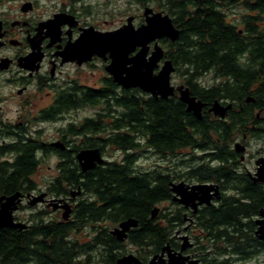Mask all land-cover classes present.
Returning a JSON list of instances; mask_svg holds the SVG:
<instances>
[{
	"label": "trees",
	"instance_id": "trees-1",
	"mask_svg": "<svg viewBox=\"0 0 264 264\" xmlns=\"http://www.w3.org/2000/svg\"><path fill=\"white\" fill-rule=\"evenodd\" d=\"M147 1L150 0H137L140 3ZM158 1L174 15V23L180 31L177 40L169 41L165 48L175 67L174 72L182 78L181 83L208 105L216 100L224 104L229 102L234 108L241 104L246 110L244 113L234 114L231 110L225 119H219L204 112L199 119L186 111V105L177 97L154 98L139 88H121L108 76L99 88L62 91L41 114L56 120L76 105L98 106L79 122L74 121L77 111L71 110L72 120L60 131L86 136V146H98L101 150L108 144L125 151L135 145L136 137H140L145 146H152L159 155L165 152L173 155L184 149L206 152L195 158L214 159L219 164L198 163L188 169V174L199 181L220 180L228 192L222 196L219 206L207 208L208 212L201 219L200 226L206 234L203 252L208 253L202 264H230L231 261L263 256L264 242L255 235L254 219L264 203V187L238 175L228 160L235 154L232 148L234 135L244 131L247 117L255 118L253 108H263L261 116L264 120V38L258 26L264 0L243 1L242 6L252 11L251 36L246 39L224 23L214 0H206L204 5L194 0ZM244 53L243 61L238 55L242 57ZM206 76L212 82L206 81ZM248 97L254 102L247 103ZM257 135L264 138V123L262 132ZM40 149L48 152L51 148L43 147L34 138L0 145L1 195L36 188L32 175L42 162L37 155ZM6 152L13 154L9 161L2 159ZM62 158L68 161V156ZM131 160L97 165L91 170L90 179L79 182L77 167L65 162L61 174L47 182L46 190L53 195H66L68 187L80 183L84 190H91L101 198L104 205L98 211L102 210L110 221L124 217L139 220L144 229L137 238L143 240L152 235L159 248L167 238L169 221L162 209L151 224L146 221L151 210L166 200L170 178L159 166L150 172L131 171ZM86 205H80L81 217L86 216L87 211L83 210L87 209ZM38 215L39 212L32 214ZM73 227L36 222L28 232L0 228V264H74L72 258L77 246L66 238ZM118 255L107 252L106 263L115 264ZM257 264H264V257Z\"/></svg>",
	"mask_w": 264,
	"mask_h": 264
},
{
	"label": "flooded vegetation",
	"instance_id": "flooded-vegetation-1",
	"mask_svg": "<svg viewBox=\"0 0 264 264\" xmlns=\"http://www.w3.org/2000/svg\"><path fill=\"white\" fill-rule=\"evenodd\" d=\"M194 1L198 2L199 5L206 3V0ZM214 1L217 4L216 9L226 25L235 28L238 34L244 35L245 39L247 36H251L249 26L251 25L252 11L242 6V4L244 5L243 1L249 3L250 0H239L240 2H237V0ZM150 2L155 4L151 6L143 5L141 15L127 14L126 18L118 21L116 25L108 23L106 9L91 7L90 0H20L18 3H12L8 8L0 9V145L18 141L24 142L28 138H34L43 147H50L51 149L48 152L40 149L38 155L41 154L43 159L50 157L52 154L55 158L54 169L56 173L52 178L61 174V166L68 162L73 167H77L78 182L83 179H90L92 175L90 172L96 169L97 164L89 170L82 171L77 159V153L87 148L99 149L105 162L98 165H104L112 161L121 163L125 161L128 163L132 159L131 171L138 173L141 169V172H150L155 170V166H159L165 172V175L170 178L167 181L166 200L159 202L158 206L156 205L159 208L157 213L163 210L165 219L169 221L167 238L159 248L156 247L155 239L150 235L151 233L148 239L139 240L137 238L139 232L144 229L140 227L139 220H137L136 226L125 230L121 238L113 234L112 230L118 228L122 221L133 217H124L114 222L110 221L102 210L98 211L104 205L101 198H98L97 193L91 190H84L80 183L75 187L72 184V187H68V193L61 196L50 194L46 190L47 182L52 178L46 180L43 187L36 182L35 189L21 192L24 196L17 210L13 212L14 219L25 225L21 230L28 232L33 223L36 222L74 225L69 234L67 233L68 236H66L67 240H73L77 246L75 257L72 258L74 264H96L97 260L93 254L101 255L97 263L107 264V257L105 256L107 252H113L115 255L119 254L116 260L122 256L133 255L140 261V264H149L151 258L155 255L157 256L156 261L163 264L168 263L171 258H174L177 262L179 261V263L182 261V264H202V260L205 256H208V253L203 252L206 234L200 226L201 219L210 207L219 206L222 196L228 192L220 180L199 181L196 176L188 174V169L198 163L206 164L208 162V164H212L215 162V165L219 164L214 159L195 158V156L203 155L206 152L203 153L200 150L192 152L190 149H184L173 155L168 152L159 155L152 146H145L143 144L144 140L140 137H136L134 139L135 145L125 151L114 149L108 144H104L101 150L98 146H86L84 144L86 136L65 134L60 131L72 120L73 113L71 110L77 111L74 116L77 119L74 121L79 122L84 119V115L78 116L79 112L91 108L95 111L98 106L76 105L74 109L61 114L60 118L56 120L47 119L46 115L41 114L43 110L55 102L57 95L62 91L74 89L82 91L86 88H99L108 76L111 77L105 69L110 62L109 53L101 52V54L90 55L91 50H87L94 41L92 40L93 35L118 29L126 23L127 18L130 16L133 25L137 28L145 23L144 9L146 7L151 8L153 13L167 14L172 19L174 27L179 30L177 24L174 23V15H171L164 8L165 4L163 2L158 3L157 0H150ZM238 6L242 7L244 12ZM190 10L192 9L190 8ZM255 11L257 12V10ZM259 12H261V15L258 26L260 27V35L264 38V8H261ZM149 15H152V13L150 12ZM176 40L172 41L167 37H162L156 41H151L148 44L147 58L151 55L156 42L163 50V57L159 62L161 64L164 60L169 59L166 55L165 45L169 41L175 42ZM86 46H88L87 49H85ZM139 49L140 47H136L135 51L131 52L129 56ZM238 57L244 61L246 53L242 57L241 55H238ZM93 63L102 64V70L104 71L98 80L99 83L97 84L99 85L96 86L90 85L88 82L89 75H86V69ZM179 84L185 85L184 83ZM190 95L204 103L201 116L206 112L209 116L225 119L231 110L235 111L234 114L246 111H244L241 104L238 109L228 102L227 104H231V107L226 110L224 117H220L209 110L211 105L203 102L191 92ZM43 97L48 98L49 102L38 107L36 101L42 100ZM170 97L179 98V93L175 91L171 96L162 99H169ZM72 101H74V98ZM219 102L224 106L227 105L222 101ZM251 102H254L253 98L247 101V103ZM262 111L263 108H253L255 118L252 120L247 117L244 131L234 135L232 148L235 154L231 157V160H228V164L230 167L234 166V171L238 175L245 176L251 183L264 187V181L253 180L259 165L258 162L264 157V148L260 147L256 151H250L252 142H264V138L257 135L260 131L262 132L264 123L261 116ZM42 124L53 125V134L47 133L44 136L46 129ZM35 126L37 127L35 128ZM56 141L61 142L63 148L50 146L51 142ZM236 143L243 146L244 150L242 152L235 150ZM113 151L120 153V156L118 158L112 156ZM12 155L11 152L3 153L2 159L5 158L4 160L9 161ZM126 155L132 157L129 156V159ZM63 156H68V161L64 160ZM149 156L153 158L152 164L141 166L139 160L149 158ZM156 160L158 162L165 161L166 163L161 165ZM178 183H182L183 191L186 190L187 192L195 190L191 187L193 185H217L219 195L215 196V191L210 190L207 193L210 195L209 203H200L198 196L194 194H192V197L187 198L185 202H181V194H177L171 189L173 184ZM28 193L34 195L45 193V196L42 201L29 204V199L26 196ZM54 199H63V204L67 202L68 207H66L69 211L66 217L63 216L64 207L52 205ZM82 204H87V209H83L87 211L85 217H81L80 210L82 208H80V205ZM27 210L30 212L25 218L17 215L18 212ZM37 212L40 215L32 216L33 213ZM155 216H152L150 212L146 222L151 224L150 222ZM77 217H79V222ZM209 249L210 247L206 251Z\"/></svg>",
	"mask_w": 264,
	"mask_h": 264
},
{
	"label": "water",
	"instance_id": "water-1",
	"mask_svg": "<svg viewBox=\"0 0 264 264\" xmlns=\"http://www.w3.org/2000/svg\"><path fill=\"white\" fill-rule=\"evenodd\" d=\"M150 12L152 15H149ZM144 14L145 23L137 28L133 25L132 17L130 16L127 18L126 23L118 29L103 34H95L96 37L93 35L92 40L94 41L91 46L88 44L90 48L86 46L85 49L91 50L89 52L90 55L101 54V52L109 53L110 62L106 65L105 69L112 77V81L117 85L125 89L139 88L153 97L160 96L161 98H167L177 91L180 100L186 105V111L191 112L195 117L200 119L204 103L191 96L187 86L183 84L175 86L171 83V75L175 71V67L170 59L164 60L161 64L159 63L163 57V50L156 42L151 55L147 58L148 44L151 41H156L162 37H167L174 41L179 35V30L174 27L172 19L167 14H161V12L153 13L152 9L148 7L144 9ZM136 47H140V49L129 56L131 52L135 51ZM156 69L157 71L155 72ZM250 100L251 97L246 99V101ZM230 107L231 104L224 106L216 100L212 103L209 110L214 115L224 117L226 110ZM50 146L63 148L62 143L59 141L51 142ZM235 150L242 152L244 148L242 145L236 143ZM77 159L82 171L89 170L96 166V164L105 162L98 148H87L79 151ZM258 164L253 180L264 181V157ZM182 186V183H178L173 184L171 188L177 194H181V202H185L187 198L192 197V194H194L198 196L200 203H209L210 195L207 193L210 190L215 191V196L219 195L217 185L213 184L193 185L191 187L195 190L190 192L183 191ZM23 196L20 191H15L10 195H0V227L19 230L25 227L22 222L16 221L13 216V212L17 210ZM26 196L29 199V204H35L43 200L45 193L36 195L28 193ZM52 201L54 202L52 203L53 206L64 207L63 216L66 217L69 211L67 210V202L63 204V199H54ZM158 211L159 208L155 206L151 210V215L155 216ZM254 222L256 225L255 235L264 242V204L260 208ZM136 225L137 220L135 218H127L120 223L118 228L112 230V233L121 238L125 230ZM156 258V255L152 257L149 264H163L161 261V263L157 262ZM116 264H140V261L133 255H126L117 258ZM166 264H182V261L179 263V261L177 262L174 258H171Z\"/></svg>",
	"mask_w": 264,
	"mask_h": 264
},
{
	"label": "rangeland",
	"instance_id": "rangeland-1",
	"mask_svg": "<svg viewBox=\"0 0 264 264\" xmlns=\"http://www.w3.org/2000/svg\"><path fill=\"white\" fill-rule=\"evenodd\" d=\"M20 0H0V9L2 8H8L9 5H11L12 3H18ZM159 3H162L161 1H158ZM91 3V7L93 8H101L103 7V9H106V13L108 14L107 19L109 20L108 23L110 24H114L116 25L118 21H122V19L126 18L127 14H135V15H141L142 14V7L143 5H147V6H151L153 4H155L154 2H150L147 1L145 3H140L137 2V0H90ZM15 5V4H14ZM164 5V4H163ZM159 7V6H157ZM238 8L244 12L242 10V7L238 6ZM109 13H111L109 15ZM102 67V64L100 63H93L91 66L88 67V69H86V75H89V80L88 82L90 83V85L96 86L99 85L97 83H99V78L101 76V74L104 72ZM88 77V76H87ZM181 76L179 75V73L177 72H173L171 75V83H173L175 86L178 85L179 83H181ZM205 80L208 81L209 83L212 82V80H210L209 76L205 77ZM49 102V99L46 97H43L42 100L40 101H36V104L38 107L45 105ZM13 107V106H12ZM94 109H88L86 111H81L78 113V116L81 115H91L93 113ZM38 126V125H37ZM35 126V128L37 127ZM42 126L46 129V132L44 134V136H46L47 133H49L50 135L53 134L54 132V126L51 124H42ZM264 148V142L261 141H257V142H252V146L250 148V151H256L257 148ZM38 155V154H37ZM112 156H115L118 158V156H120V153L113 151L112 152ZM38 157L41 158V154L38 155ZM110 157V155H109ZM157 159V158H156ZM153 161L152 156H149V158H141L139 160L140 165L142 166H147V165H151ZM156 162H158V160H156ZM54 163H55V158L53 157V155L51 154L50 157H45L42 159V162L40 163V165L38 166V169L36 171V173L32 176L34 181L38 183L39 186L43 187L45 184L46 180H50L54 173H56L55 171V167H54ZM158 163H160L161 165H164V163H166L165 161H159ZM29 210L27 211H20L18 212V216L19 217H26L27 214H29ZM94 255V258L99 261L100 260V256L98 255ZM264 255H260L257 257H254L252 259L246 260V261H231L230 264H257V263H261L263 260ZM97 261L95 262L96 264Z\"/></svg>",
	"mask_w": 264,
	"mask_h": 264
}]
</instances>
